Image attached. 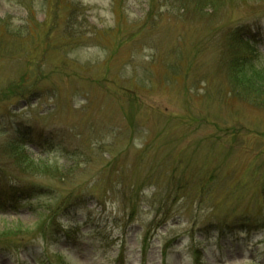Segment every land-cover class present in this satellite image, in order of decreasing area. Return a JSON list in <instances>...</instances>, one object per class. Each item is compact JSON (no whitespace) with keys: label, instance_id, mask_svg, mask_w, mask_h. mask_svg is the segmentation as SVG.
Returning a JSON list of instances; mask_svg holds the SVG:
<instances>
[{"label":"rangeland","instance_id":"rangeland-1","mask_svg":"<svg viewBox=\"0 0 264 264\" xmlns=\"http://www.w3.org/2000/svg\"><path fill=\"white\" fill-rule=\"evenodd\" d=\"M205 2L0 0V264H264V94L228 50L264 62V0Z\"/></svg>","mask_w":264,"mask_h":264},{"label":"trees","instance_id":"trees-1","mask_svg":"<svg viewBox=\"0 0 264 264\" xmlns=\"http://www.w3.org/2000/svg\"><path fill=\"white\" fill-rule=\"evenodd\" d=\"M205 1L207 2V4H209L208 6H210L211 4H214L217 0ZM205 6L206 5H203V8ZM232 39L233 41L229 45L230 49H228L230 51L229 59L231 66H234L232 72L238 70V73L236 74H239L240 72L241 75H243L242 78L250 86L248 88V97L255 100L258 95L264 94V62H262L261 60L259 49L257 47V42L254 39L249 38H246L244 40L238 35L231 37V40ZM239 80L242 81V79ZM9 144L12 145L8 151V154H10V156H18V158L22 157L23 159L33 158L32 147L29 142L24 141L22 139L15 140V142L14 140L10 141Z\"/></svg>","mask_w":264,"mask_h":264}]
</instances>
